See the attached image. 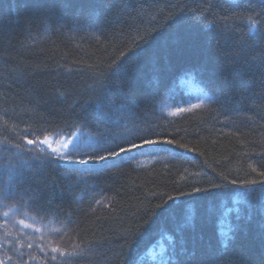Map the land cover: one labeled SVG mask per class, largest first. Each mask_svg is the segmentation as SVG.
I'll use <instances>...</instances> for the list:
<instances>
[{"label": "snow or ice", "instance_id": "snow-or-ice-1", "mask_svg": "<svg viewBox=\"0 0 264 264\" xmlns=\"http://www.w3.org/2000/svg\"><path fill=\"white\" fill-rule=\"evenodd\" d=\"M33 3L42 9L37 25H33L31 19L26 22L25 31L34 44L32 27L45 29L47 24L54 23L52 16L57 5H63V0L46 3L33 0ZM138 3L139 0H115V4L113 0H95L92 5L93 10L112 9V23L127 28V31L124 27L119 29L120 35L127 39L117 48L118 55L89 64L86 69L60 65L55 72L60 77L62 69L63 79H56L52 84L29 83L21 68H13L3 76L6 84L0 81V104H8L11 99L8 92L13 88H23L29 106L25 111L44 109L47 112L46 116L37 113L35 121H13L9 109L0 106V133H3L0 135V204L7 209L3 216L8 218L0 225L4 228L0 264H31L38 259L31 251L34 247L44 253V264H90L106 241L85 240L72 212L61 219L59 212L51 207L45 209L40 202L47 201L50 206L57 194L68 193L69 207L76 204L79 209L80 201L87 194L98 207L111 208L114 198L106 196L105 189L99 186L102 178L123 175L126 168L142 167L140 158L155 160L166 153L184 155L176 149H188V145L148 118V113L155 110L157 101L166 92L167 77L176 71L170 65L161 64L167 59L171 44L181 40L200 41L202 50L211 56L212 30L233 26H243V35L250 47L260 48L264 44V0L259 3L226 0L222 16L213 11L218 6L213 0H202L196 8L187 4L171 5L178 8L179 13L169 14L165 21L166 32L156 15L147 20L140 17L145 5L140 4L138 8ZM12 4L13 0H9V6ZM22 6L27 8L29 0H22ZM3 10L0 3V13ZM132 12L137 16H132ZM3 35L6 33L0 25V36ZM103 35V30L97 26L95 38L100 40ZM244 63L255 65L264 75V50L259 58L253 57ZM191 71L185 70V74ZM75 76H80L81 80ZM195 99L196 102L185 101V106L170 109L168 116L181 117L219 103L207 92ZM20 123L24 126L20 127ZM260 155L264 158V153ZM190 175L200 177L202 174ZM203 176L207 186L204 181L193 179L190 192L177 189L178 196L149 194L152 200L159 202L152 205L150 200L151 207L144 211L149 219L140 217L142 223L129 225L118 237L121 244L118 264H137L140 242L154 229L158 230L157 221L151 219L153 216L172 217L167 230L169 244L161 249L159 264H220V256L226 255L236 234L249 230L256 232L264 248V163L257 167L249 162L243 178H231L224 173H217L218 179L207 173ZM180 180L187 182L188 175L181 174ZM77 191L80 196L76 195ZM223 196H229L232 202L225 215L234 214L236 223L226 231L214 232L213 240H206L202 225L212 217L213 211L206 208L198 213L196 206L207 205ZM180 197H189L191 202L182 200V204H188V209L176 217L173 210ZM30 211L36 215H30ZM41 212L52 217L49 224L43 225V231L29 222L36 221ZM91 212L95 214L96 208ZM53 221L58 222L59 227H51ZM69 232L73 235L69 236ZM66 236L69 243L64 241ZM230 264L236 261L230 260ZM260 264H264V255Z\"/></svg>", "mask_w": 264, "mask_h": 264}, {"label": "trees", "instance_id": "trees-1", "mask_svg": "<svg viewBox=\"0 0 264 264\" xmlns=\"http://www.w3.org/2000/svg\"><path fill=\"white\" fill-rule=\"evenodd\" d=\"M39 2L46 3L48 0ZM94 2L95 0H63V5L58 4L52 16L54 23L47 24L45 29L32 27L31 35L35 39L33 44L25 31L26 22L31 19L33 25H37V17L42 9L36 7L33 0H29L27 8L22 6V0H13L12 6H9V0H0L4 9L0 13V25L6 33L0 36V81L6 84L7 80H3V76L13 68H21L29 83L52 84L56 79H63L62 69L60 77L55 72L60 65L86 69L89 64L118 55L117 48L127 39L120 35L119 29L124 27L127 31V28L112 23V9L98 7L93 10ZM201 2L202 0H139L137 7L145 5L139 13L143 19L156 15L159 25H165L170 13H179V9L170 7L171 5L187 4L196 8ZM213 2L218 5L213 11L218 16L224 15L226 0ZM254 2L259 3V0ZM113 3L115 4V0ZM132 16H137V13L132 12ZM97 26L104 33L100 40L95 38ZM162 30L166 32L167 26ZM204 30L207 31V28ZM243 33V26L213 29L210 33L211 56L202 50L200 41H177L171 44L167 59L161 61L162 65H170L176 71L167 77L166 92L157 101L155 110L148 113V118L163 125L166 131L173 132L176 139L188 145V149H176L183 156L166 153L155 160L140 158L143 161L142 167L126 168L123 175L102 178L98 181L99 186L105 189L106 196L114 198L111 208L98 207L87 194L79 203L82 211L77 209L76 204L69 207L68 193L63 196L57 194L50 206L47 201L40 202L45 209L51 207L54 212H59L61 219L72 212L73 220L85 240L106 241L90 264H118L121 251L118 237L129 225L142 223L140 217L149 219L144 216V211L151 207L150 200L152 205L159 202L152 200L149 195L151 192L178 196L177 189L191 191L193 179L204 181V173L216 179L217 173H224L231 178H243L248 171L249 162L255 163L257 167L264 163V158L260 155L264 153V75L255 65L244 63L253 57L259 58L264 44L260 48L250 47ZM185 70L192 71L185 74ZM74 78L81 80L80 76ZM185 81H191L199 91L207 92L219 103H212L181 117L168 116L159 104L163 99L179 94ZM8 96L11 98L8 104L0 106L9 109L13 121H35L37 113L47 115L44 109L30 113L25 111L29 106L23 88H13ZM23 126L24 123H20V127ZM198 172L202 174L200 177L190 175ZM181 174L188 175L187 182L180 180ZM204 184L207 186L206 181ZM76 195L80 196V192L77 191ZM182 200L191 202L189 197H180L173 210L176 217L188 209V204H182ZM196 207L198 213L206 208L213 211L212 217L202 225L206 240H213L214 232L226 231L236 223L234 214L225 215L226 209L232 207L229 196ZM92 208H96L95 214L91 212ZM6 210L0 204V225L8 219L3 216ZM29 214L36 215L32 211ZM20 218L28 219L17 217ZM151 219L157 221L158 230L154 229L140 242L137 264H159V253L169 244L167 230L172 217L153 216ZM50 221L52 217L47 212H41L36 221L29 222L43 231V225ZM50 226L59 227V223L53 221ZM71 235L73 234L69 232V236ZM3 236L4 228L0 227V243L3 242ZM64 241L69 243V237L66 236ZM31 251L38 257L31 264H44V253L37 247ZM262 255L264 248L261 247L256 232L249 230L247 233L236 234L226 255L220 256V264H230V260L236 261V264H260ZM0 258H3V249H0Z\"/></svg>", "mask_w": 264, "mask_h": 264}, {"label": "rangeland", "instance_id": "rangeland-1", "mask_svg": "<svg viewBox=\"0 0 264 264\" xmlns=\"http://www.w3.org/2000/svg\"><path fill=\"white\" fill-rule=\"evenodd\" d=\"M202 92L198 90L197 86L191 81H185L181 86V91L177 95L169 96L160 102V107L163 111L168 113L170 109L176 106H185V101L196 102V97Z\"/></svg>", "mask_w": 264, "mask_h": 264}]
</instances>
